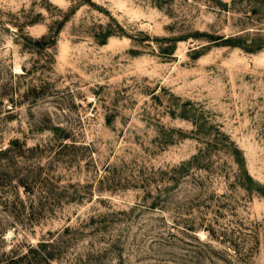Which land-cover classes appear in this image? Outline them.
<instances>
[{
	"label": "rangeland",
	"instance_id": "1",
	"mask_svg": "<svg viewBox=\"0 0 264 264\" xmlns=\"http://www.w3.org/2000/svg\"><path fill=\"white\" fill-rule=\"evenodd\" d=\"M4 150L0 264H264V0H0Z\"/></svg>",
	"mask_w": 264,
	"mask_h": 264
},
{
	"label": "trees",
	"instance_id": "2",
	"mask_svg": "<svg viewBox=\"0 0 264 264\" xmlns=\"http://www.w3.org/2000/svg\"><path fill=\"white\" fill-rule=\"evenodd\" d=\"M4 152H6V150H4V151H0V153H4ZM37 250H38L37 248H34V247L30 246V251H31V252L36 253ZM46 259H47L48 261L50 260V258H49L48 256H46ZM34 261H35V263L32 261L31 264H39L38 262H36L35 259H34Z\"/></svg>",
	"mask_w": 264,
	"mask_h": 264
}]
</instances>
